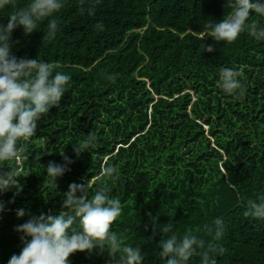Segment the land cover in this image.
<instances>
[{"label": "trees", "instance_id": "1", "mask_svg": "<svg viewBox=\"0 0 264 264\" xmlns=\"http://www.w3.org/2000/svg\"><path fill=\"white\" fill-rule=\"evenodd\" d=\"M226 4L102 0L89 16L87 0H66L55 17V39L47 37V20L28 36L22 28L13 32L17 58L49 62L53 74L71 80L59 106L25 142L26 159L14 165L23 191L0 195L6 205L0 264L24 246L14 229L29 217L17 219L16 210L59 214L73 183L87 184L89 195L108 186L120 198L122 214L113 227L141 249L143 264H166L157 245L159 228L168 222L178 237L190 232L205 240L188 264H200L213 244L225 249L220 256L210 253L216 264H264V220L245 215L247 201L264 193V40L246 29L232 42L214 41L207 26L231 13ZM10 13L0 10V24ZM248 24L264 27V17L253 14ZM204 45L214 51L205 52ZM221 68L239 71L242 95L219 87ZM88 133L97 143L77 155L72 145ZM64 157L73 162L54 189L44 168ZM108 165L117 168L118 180L100 177ZM217 218L225 225L220 241L204 231ZM69 261L107 264L108 257L77 252Z\"/></svg>", "mask_w": 264, "mask_h": 264}, {"label": "clouds", "instance_id": "2", "mask_svg": "<svg viewBox=\"0 0 264 264\" xmlns=\"http://www.w3.org/2000/svg\"><path fill=\"white\" fill-rule=\"evenodd\" d=\"M66 0H26L18 5L17 0H0V10L11 9L6 25L0 24V195L14 192L20 195L23 185L19 178L22 172L14 166L26 159L28 152L25 143L35 136L38 122L54 107H58L71 77L56 71L54 65L40 59L17 58L11 51L12 35L22 28L24 35L40 31L41 24L47 20V37L55 39L59 25L56 15L64 7ZM87 14L94 16L96 6L102 0H87ZM231 13L219 22L209 23L208 29L214 41L232 42L246 29L257 40H264V27L249 25L253 14L264 17V0H227ZM96 28H103L97 24ZM205 52L212 53L213 46H205ZM240 73L234 68H221L219 87L229 95H242ZM109 79L114 77L109 76ZM97 143V137L88 133L72 145L77 155L86 152ZM11 162L13 166L5 167ZM73 161L64 157L63 163L50 161L45 169L49 185L56 189L57 180L70 171ZM6 169V170H5ZM113 181L119 179L117 168L108 165L100 173ZM14 201H10L12 203ZM6 205L0 201V217ZM17 219L29 218L15 227L24 244L21 252L12 255L8 264H70L69 257L77 252L94 251L103 256L107 254V264H143L144 256L137 246L126 244L123 233L113 227L114 221L122 214V202L111 194L108 186L98 187L89 195L87 184H70L64 194L62 210L59 214L41 213L32 215L24 208L16 210ZM245 215L264 220V193L256 199H249ZM74 225H76L74 227ZM162 237L157 247L159 255L166 264H188L205 248V240L192 233L178 237L175 226L168 222L159 228ZM205 233L215 241L224 237L225 225L217 218L213 224L204 226ZM225 249L219 244L211 245L201 253L200 264H216L210 255H223ZM119 256V260L117 257Z\"/></svg>", "mask_w": 264, "mask_h": 264}, {"label": "rangeland", "instance_id": "3", "mask_svg": "<svg viewBox=\"0 0 264 264\" xmlns=\"http://www.w3.org/2000/svg\"><path fill=\"white\" fill-rule=\"evenodd\" d=\"M207 129V128H206Z\"/></svg>", "mask_w": 264, "mask_h": 264}]
</instances>
